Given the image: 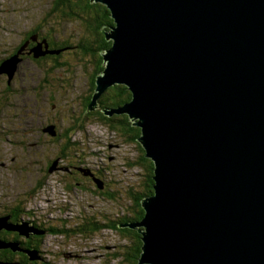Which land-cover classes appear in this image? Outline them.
<instances>
[{"label": "water", "instance_id": "95a60500", "mask_svg": "<svg viewBox=\"0 0 264 264\" xmlns=\"http://www.w3.org/2000/svg\"><path fill=\"white\" fill-rule=\"evenodd\" d=\"M91 1L115 25L88 110L125 85L131 101L105 114L137 121L154 164L144 217L125 224L141 229L139 264H264V0ZM11 63L0 75L12 77ZM1 229L30 230L5 217Z\"/></svg>", "mask_w": 264, "mask_h": 264}, {"label": "rangeland", "instance_id": "374dc122", "mask_svg": "<svg viewBox=\"0 0 264 264\" xmlns=\"http://www.w3.org/2000/svg\"><path fill=\"white\" fill-rule=\"evenodd\" d=\"M53 2L0 0V60L10 55L24 33L37 23L74 46L47 79L27 56L7 57H13L11 64L17 69L11 71V78L7 77L9 89L6 79L0 80V210L12 205L20 209L22 216L30 209L41 212L39 216L45 220L63 219L60 224L65 230H75L82 221L94 217L93 222L99 221L100 225L91 235L83 236L79 231L66 237L48 235L47 251L53 254L48 259L53 264H118L119 254L128 243L104 226L127 215L126 209L132 205L129 194L140 193L144 174L133 166L139 158L138 145L94 118L83 123L82 135H73L72 141L81 148L78 156H72L73 162L93 170L103 182L102 191L113 196L110 201L92 183L83 189H68L63 168L49 174L45 171L46 163L57 153L42 129L55 125L61 133L67 129L65 121L81 113L93 68L77 47L81 38H89L82 25L53 14ZM17 53L27 54L26 48L22 46ZM20 115L24 122L19 121ZM37 207L42 208L37 211Z\"/></svg>", "mask_w": 264, "mask_h": 264}, {"label": "trees", "instance_id": "16d2710c", "mask_svg": "<svg viewBox=\"0 0 264 264\" xmlns=\"http://www.w3.org/2000/svg\"><path fill=\"white\" fill-rule=\"evenodd\" d=\"M50 11H52L53 14L55 13L56 15L62 17L63 19H74L82 25L84 32L89 38L88 40L81 38L77 47H79L81 56L85 59H88L93 65V68L90 72V90L88 95L82 101L81 113H77L76 116H72L71 118L69 117V119L65 121L67 129L63 132L58 133V130L56 129L57 133L55 136H50L49 134L46 135L54 145V151L57 153L55 159L58 158L61 162L69 164V166L76 165L73 162L72 156H78L79 151L81 150L79 145H76L77 143L72 141V137L73 135H82L83 123L87 122L91 118L99 121L102 125L107 126L115 133H118L126 141L135 144L136 146L138 145L137 149L139 151V158L136 163L133 164V166L139 168L144 174L140 193L129 194L132 199V205L126 209V212H128L127 215L123 214V216L116 221H110L109 223L106 222L107 225L104 227L115 231L119 234L120 238L125 241V243H128L124 246L123 252L119 254L118 264H139L143 245L142 236L139 233V230L141 229L129 228L125 226V224L139 222L144 217L145 211L142 207V200L154 194V164L151 159L146 157L145 150L139 142L141 129L135 124L137 121L131 120L125 113H114L112 115L105 114V112L111 110L115 111L121 109V107H123L126 103L130 102L132 98L131 92L123 84L116 83L114 85L108 86L99 96L97 100V107L91 111L88 110V106L90 105L97 86V77L105 69V65L103 63V54L109 50L112 45V41L106 39V33L110 32L114 27V20L111 18L107 7L101 3L91 0H54ZM43 29L44 27L39 26L37 23L35 26H33V28L24 33V35L21 37V42H24V40H29L33 44H36V42L31 39L35 38V36L38 37V34L42 36L43 39L40 41L38 40L37 44L41 43L40 45H42V50L45 54L35 58L32 53V55L29 57L31 58L32 62L35 63V65L40 69L42 77L47 79L48 76L52 75V71H56L59 60L66 52L70 53L69 50L74 46L70 44L68 39H58L57 37L59 36L54 33L53 30ZM35 46H33L32 49H34ZM32 49L29 50L32 51ZM60 50L61 52L58 54L52 52ZM3 76L5 77L0 80L5 81L6 79V89H9L10 83L7 81L8 76L5 74ZM20 118L22 119L19 121L24 122L22 115H20ZM53 160L54 159L46 163L45 171H47L48 174V170L51 167ZM71 171L73 172L71 175H69V180L66 185L68 189H83L85 184L92 183L98 193H101V195L109 201L112 200L113 196L102 191L103 188H99L97 184L99 178L97 179L95 176H92V174H83L79 169L77 170L71 168ZM14 215L15 214L13 211V214L10 217V223L12 224L19 218ZM0 217H2L1 214ZM94 219L95 218L93 217L91 220L86 219L85 222L82 221L81 225H79L77 228L81 235L83 234V236H87L96 233L100 224H98L99 221L93 222ZM74 231L75 230H68V232L65 233V236H67V233H74ZM18 235L20 236V234ZM16 239L18 238L16 237ZM27 253L28 252L25 251H19L17 248L15 250L11 247L0 248V264H12L11 262L7 261H14L15 259L23 260V258L25 262L27 260H33Z\"/></svg>", "mask_w": 264, "mask_h": 264}, {"label": "flooded vegetation", "instance_id": "af4514ba", "mask_svg": "<svg viewBox=\"0 0 264 264\" xmlns=\"http://www.w3.org/2000/svg\"><path fill=\"white\" fill-rule=\"evenodd\" d=\"M41 39H43L42 36H40V34H38V37L35 36V38H33L31 40H33L37 44L38 40L40 41ZM21 41H22V38H20L18 45L15 46L14 51L8 56H11V55H13V56L18 55V57L27 56L28 60H31V58L29 56H31L32 53H31V50H29V49H32V47L35 46L36 44H33L29 40H24V42H21ZM31 43H32V45H31ZM22 46H24L26 48V51H27V54L25 53L26 55L25 54L19 55L17 53V51ZM7 57L0 60V63L2 61L6 60ZM3 75H0V77L4 78L5 76H3ZM62 164H65V163L60 162L55 170H59V168L62 170V168H63V170L66 172L68 180H69V175H71L73 172V171H71V168H74L77 170L79 169L83 174H89V175L92 174V176H95L94 173H92L93 170H91L89 168L81 167L78 164H76L74 166H69V164H66L67 166H63ZM96 178L98 179V177H96ZM98 181L101 182L102 188H104L103 182L100 179H98ZM41 208L42 207H37L36 210L39 211V210H41ZM13 211L15 214L14 216L19 217L16 222L12 221V222H14L13 225L25 223L26 226L30 230L26 231L24 234H21L17 231H10V230H6V229H2L0 232V238L5 242L16 243L17 250L28 252L27 254L33 260H31V261L27 260L25 262L24 258H23V260L15 259L14 261H7V262H11L12 264H53V261L48 259V256L52 254L51 251H47V249H48L47 248V245H48L47 241L49 238L48 235L49 236L53 235V236H59V237H66L65 233L68 232V230H65V228H63V225L60 224L61 222H63V219H57V220L47 219V220H45L46 218H41L39 216V214H41V212L33 213L31 209H30V212L24 213L25 215L22 216V212L20 211V209L17 207H12V205L6 206L4 211L0 210V214L2 212L1 216L7 218V222L10 223V221H11L10 217L13 214ZM18 212H19V214H18ZM41 219H43V220H41ZM10 224H12V223H10ZM105 225H107V223H105ZM58 226H60V227H58ZM98 228H99V226H98ZM75 231H78V229L75 228ZM52 232H54V233H52ZM17 233L20 234V236ZM16 237L18 239H16ZM25 237H27V238H25ZM31 253H32V255H31Z\"/></svg>", "mask_w": 264, "mask_h": 264}]
</instances>
